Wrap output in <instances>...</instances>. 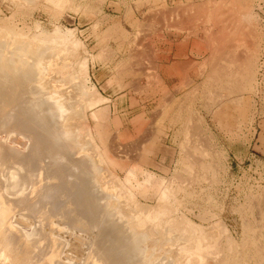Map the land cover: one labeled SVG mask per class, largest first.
Returning <instances> with one entry per match:
<instances>
[{
  "label": "rangeland",
  "instance_id": "1",
  "mask_svg": "<svg viewBox=\"0 0 264 264\" xmlns=\"http://www.w3.org/2000/svg\"><path fill=\"white\" fill-rule=\"evenodd\" d=\"M164 29L186 41H161ZM9 30L73 43L66 81L84 72L106 99V180L166 210L160 228L171 219L189 264H264V0H0V39ZM161 43L191 55L175 92L159 76Z\"/></svg>",
  "mask_w": 264,
  "mask_h": 264
},
{
  "label": "bare ground",
  "instance_id": "2",
  "mask_svg": "<svg viewBox=\"0 0 264 264\" xmlns=\"http://www.w3.org/2000/svg\"><path fill=\"white\" fill-rule=\"evenodd\" d=\"M229 16L223 17L227 23L234 20ZM243 29L245 37L249 30ZM12 36L0 39V264L193 261V251L177 243L171 219L162 232L166 210L138 206L139 189L106 180V151L99 141L107 107H98L106 99L90 90L84 72L66 81L73 43ZM90 110L98 120L96 134ZM157 192L165 198L162 187ZM67 234L79 243H70ZM165 244L170 250L162 253ZM68 251L79 259L72 261Z\"/></svg>",
  "mask_w": 264,
  "mask_h": 264
},
{
  "label": "crops",
  "instance_id": "3",
  "mask_svg": "<svg viewBox=\"0 0 264 264\" xmlns=\"http://www.w3.org/2000/svg\"><path fill=\"white\" fill-rule=\"evenodd\" d=\"M160 36H161V41H165L166 43L174 42L178 40L186 41V37H187L186 35L183 34H176L172 29H167V30L164 29L163 33ZM168 47L169 46L167 44L163 45L161 43L160 45V54L157 59L159 65L158 71L160 78L165 83V86L169 88L170 92H175L174 87L175 88L177 87L178 78L185 76L184 74H182L183 69L185 67L183 63L188 62L191 55L187 53L185 54L183 53V51L182 54L179 53L178 46L175 49L170 48L171 46L168 49ZM163 123L170 132H172L173 127L176 126V124H174L172 127L167 126L169 123L168 121H166V118H164ZM160 126H162L161 123ZM170 132L168 134H170Z\"/></svg>",
  "mask_w": 264,
  "mask_h": 264
}]
</instances>
